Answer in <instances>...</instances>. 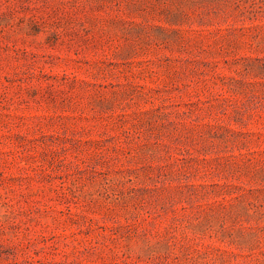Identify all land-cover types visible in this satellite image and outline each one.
<instances>
[{"label": "rangeland", "instance_id": "obj_1", "mask_svg": "<svg viewBox=\"0 0 264 264\" xmlns=\"http://www.w3.org/2000/svg\"><path fill=\"white\" fill-rule=\"evenodd\" d=\"M0 264H264V0H0Z\"/></svg>", "mask_w": 264, "mask_h": 264}]
</instances>
